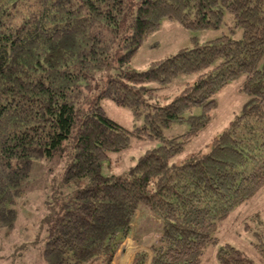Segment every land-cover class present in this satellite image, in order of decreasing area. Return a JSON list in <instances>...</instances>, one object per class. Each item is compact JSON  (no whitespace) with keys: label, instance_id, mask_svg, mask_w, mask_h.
Returning <instances> with one entry per match:
<instances>
[{"label":"trees","instance_id":"obj_1","mask_svg":"<svg viewBox=\"0 0 264 264\" xmlns=\"http://www.w3.org/2000/svg\"><path fill=\"white\" fill-rule=\"evenodd\" d=\"M226 11L241 39L195 42L146 71L131 67L164 19L192 31L218 29ZM202 71L161 104L157 90ZM242 74L240 91L249 97L242 113L209 152L172 162L208 126L214 95ZM104 98L144 117V125L127 130L111 120ZM197 106L201 115H186ZM177 123L190 129L165 138L163 129ZM132 137L163 144L125 175H104L109 153ZM61 153L71 157L63 181L89 183L46 218V264H112L140 202L163 230L132 264H200L209 245L218 246L219 264H255L233 245H218L212 231L264 190V0H0V230L16 226L14 206L33 163ZM258 248L264 264V243Z\"/></svg>","mask_w":264,"mask_h":264},{"label":"rangeland","instance_id":"obj_2","mask_svg":"<svg viewBox=\"0 0 264 264\" xmlns=\"http://www.w3.org/2000/svg\"><path fill=\"white\" fill-rule=\"evenodd\" d=\"M224 35L235 40L243 36V30L236 27L234 17L227 11L224 22L218 29L192 31L175 20L164 19L161 26L145 39L130 65L138 71H146L151 63L172 57L181 49L192 48L196 45L195 42L204 45ZM117 71L118 69L113 67L108 74L113 75ZM204 72L206 71L182 74L167 87L157 90L161 104L172 102L188 85L198 81ZM245 77L242 74L231 80L214 95L216 107L211 112L212 118L208 126L191 142L185 144L172 162L180 165L193 155L210 151L212 141L242 113L249 99L240 91ZM146 86L159 87L157 82H149ZM100 104L111 120L127 130L144 125V117L137 118L130 108L118 106L108 98L102 99ZM202 111V107L197 106L186 115H201ZM189 129L188 123H177L163 129V135L170 139L184 135ZM162 144L163 142L157 139L132 137L126 149L109 153L103 163L102 173L107 176H123L142 155ZM70 161L68 154L61 153L33 163L30 176L24 184L25 190L16 199L14 206L18 212L16 226L12 230H0V264H46L42 255L48 232L46 218L59 211L66 199L89 183L88 178L69 184L63 181V173ZM162 230V222L144 202H140L129 238L119 247L112 264H124L125 261V264H128L131 258L129 264H132L137 253L150 252L148 246L157 241ZM212 235L218 240V245L231 244L255 264H260L258 245L264 243V190L254 201L237 206L226 219L217 224ZM127 243L133 245L132 250L123 249ZM217 248L215 245L207 246L200 264H219L216 258ZM129 254L133 255L128 259Z\"/></svg>","mask_w":264,"mask_h":264},{"label":"crops","instance_id":"obj_3","mask_svg":"<svg viewBox=\"0 0 264 264\" xmlns=\"http://www.w3.org/2000/svg\"><path fill=\"white\" fill-rule=\"evenodd\" d=\"M123 249H127V250H132L133 249V245L132 244H130V243H127V244H125V246H124V248ZM133 255V254H132ZM131 254H129L128 256V259L132 256ZM127 260V259H126ZM126 262V261H125ZM125 262H124V264H125ZM116 264H118L117 262H116Z\"/></svg>","mask_w":264,"mask_h":264}]
</instances>
